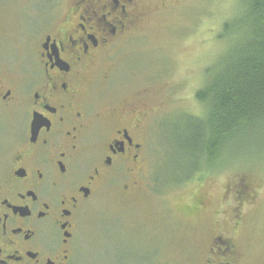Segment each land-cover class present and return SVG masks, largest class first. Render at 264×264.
Returning a JSON list of instances; mask_svg holds the SVG:
<instances>
[{"label": "flooded vegetation", "instance_id": "obj_1", "mask_svg": "<svg viewBox=\"0 0 264 264\" xmlns=\"http://www.w3.org/2000/svg\"><path fill=\"white\" fill-rule=\"evenodd\" d=\"M38 0L13 71L0 68V264H80L81 214L103 185L148 167L145 98H93L95 70L151 14L149 0ZM104 78H107L105 76ZM202 264H242L214 236Z\"/></svg>", "mask_w": 264, "mask_h": 264}, {"label": "rangeland", "instance_id": "obj_2", "mask_svg": "<svg viewBox=\"0 0 264 264\" xmlns=\"http://www.w3.org/2000/svg\"><path fill=\"white\" fill-rule=\"evenodd\" d=\"M37 1L0 0V68L6 71L15 69L29 43L25 11ZM239 4L149 0L143 28L95 70V100L145 98L154 112L146 124L148 167L138 185L126 191L132 180L126 176L105 183L81 214L80 264H202L220 235L234 238L242 264H264L263 141L231 150L220 172L199 173L184 183L164 181L183 114L205 115L196 92L224 50L218 35Z\"/></svg>", "mask_w": 264, "mask_h": 264}, {"label": "trees", "instance_id": "obj_3", "mask_svg": "<svg viewBox=\"0 0 264 264\" xmlns=\"http://www.w3.org/2000/svg\"><path fill=\"white\" fill-rule=\"evenodd\" d=\"M218 40L224 50L196 92L205 115L183 114L181 129L172 135L166 183L220 172L231 150L264 143V0H240Z\"/></svg>", "mask_w": 264, "mask_h": 264}]
</instances>
